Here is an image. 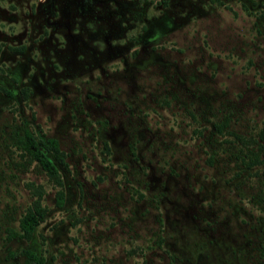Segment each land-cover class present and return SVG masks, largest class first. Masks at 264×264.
I'll return each instance as SVG.
<instances>
[{"label":"rangeland","instance_id":"obj_1","mask_svg":"<svg viewBox=\"0 0 264 264\" xmlns=\"http://www.w3.org/2000/svg\"><path fill=\"white\" fill-rule=\"evenodd\" d=\"M0 86V264H264V0H0Z\"/></svg>","mask_w":264,"mask_h":264},{"label":"trees","instance_id":"obj_2","mask_svg":"<svg viewBox=\"0 0 264 264\" xmlns=\"http://www.w3.org/2000/svg\"><path fill=\"white\" fill-rule=\"evenodd\" d=\"M0 91L6 93V90L1 86ZM23 96H27L26 92H23ZM259 136L260 138H264V133ZM18 142L22 149L30 154L32 159L40 165L48 178L59 187L55 194V203L57 206H61L63 202V190L58 170L64 169L67 166L64 161V153L60 150L57 140L52 137L35 138L31 132L24 129L23 135L18 138ZM257 147L260 148L261 145L258 144ZM250 160L251 165L257 162L256 157ZM36 190L35 198L32 199L24 213L18 219L17 230L12 232L10 237H18L26 241L30 240L34 229L44 220L46 209L41 203V189L37 187ZM20 255L23 258V264H45L44 258L36 254L33 250L22 249L20 250Z\"/></svg>","mask_w":264,"mask_h":264}]
</instances>
